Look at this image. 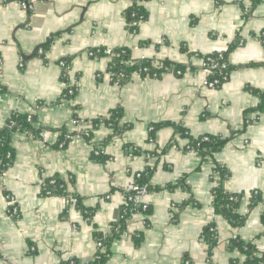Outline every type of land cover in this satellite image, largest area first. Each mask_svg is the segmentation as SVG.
<instances>
[{
  "label": "crops",
  "instance_id": "1",
  "mask_svg": "<svg viewBox=\"0 0 264 264\" xmlns=\"http://www.w3.org/2000/svg\"><path fill=\"white\" fill-rule=\"evenodd\" d=\"M136 1L0 0V131L16 113L34 115L39 130L12 135L15 159L0 183V264H90L100 249L96 233L109 234L122 219L125 189L148 166L154 167L150 212L131 216L105 264H235L245 257L232 249L234 238L264 247V113L248 89L264 90V0L253 10L252 0H146L148 18L134 33L126 12ZM119 47L131 48L135 59L171 60L185 71L135 74L120 84L110 58L89 55ZM220 52L228 53L230 77L210 88L203 57ZM66 59L68 83L60 65ZM73 83L78 91L70 100L65 90ZM116 108L123 110V131L111 138L112 128L101 124L87 140L86 125L75 116L94 120ZM160 122L170 125L152 139ZM63 128L78 133L64 148L58 145ZM181 129L230 141L204 160ZM97 147L110 157L105 165L92 157ZM217 164L230 171L227 189L243 194L242 226L214 211ZM53 176L73 178L68 196L42 194ZM253 192L263 201L251 207ZM74 197L93 211L92 219ZM212 224L214 246L204 235Z\"/></svg>",
  "mask_w": 264,
  "mask_h": 264
},
{
  "label": "trees",
  "instance_id": "2",
  "mask_svg": "<svg viewBox=\"0 0 264 264\" xmlns=\"http://www.w3.org/2000/svg\"><path fill=\"white\" fill-rule=\"evenodd\" d=\"M146 0H137L134 5L127 10L126 19L128 23L131 25L130 29L132 32L137 33L139 30L140 23L146 21L148 18V11L143 6L141 2ZM263 0H252V7H254L262 2ZM133 24V25H132ZM264 38V36H263ZM146 44L149 42H145ZM43 49H47L48 45H44ZM91 52L93 55L91 57H99L105 56L110 58V68L109 71L113 77V80L123 84L128 82L133 75L138 74L142 77H153L157 75V77H161L163 73L168 71H185L186 66L182 64L175 63L171 60H155L150 58L144 59H135L133 57V50L129 47H119L115 49L108 48H96L92 49ZM191 55V54H190ZM208 56L215 58L217 61H222L226 64L225 68L220 67L217 69L213 79H218L220 84L219 87L229 80L231 65L228 61V53L220 52L214 53L211 55L204 56L203 58H207ZM221 56L223 59H221ZM66 62V66H69L70 59L64 60ZM67 71L64 73V79L68 83ZM250 91H252L255 95L260 98V103L258 108L256 109L260 113H264V90L254 89L252 87H248ZM72 90V92H71ZM78 88L73 86H68L65 90V96L68 99H73L77 94ZM250 112L248 110L246 114ZM123 115L122 108H116L112 110L107 116L99 117L94 120L82 121L80 117L75 116V119L79 122V124L86 125L84 129H82V134L86 137L87 140H91L93 137V132L96 127L101 124H106L111 127L113 130V134L110 136L111 138L117 134H120L123 131V128L120 127V119ZM31 120L29 121V118ZM36 123V119L34 115L30 114H19L16 113L8 120L6 126L0 131V183L2 181V177L6 170L10 168L15 159V149L11 145L12 135L15 131H33L39 132L38 129L34 128V124ZM170 125L169 122H160L154 124L152 126V130L150 131V137L153 139L156 133L163 127ZM182 134L189 139V148L194 149L198 152V154L206 160L208 157H212L215 153L221 151L225 145L230 141L229 138L206 134L198 137H194L191 134L187 133L185 129H181ZM78 133H69L67 129H62V134L59 140L58 145L63 143V148L67 146L71 137ZM110 138V139H111ZM93 159L99 162L102 165H105L110 157L105 152H100L98 155L93 152ZM154 172V167L148 166V168L143 172L142 177L137 178L136 182L140 185H147L149 192L153 188L150 184L151 177ZM230 177V171L220 164H217L214 168L212 174V181L216 182V185L213 188V207L214 211L218 215L224 216L230 224L233 226H242L247 219V216H243L238 212V208L240 203L242 202L243 194L230 192L225 186V182ZM55 180V182H52ZM73 178H70L69 182H72ZM65 178L61 176H53L48 178L43 183V195H53V196H68L67 188L69 183ZM77 199L78 207L81 208L85 216L89 219H92L93 211L85 208L82 203V198L74 197ZM263 201L262 195L260 192H253L250 197V205L251 207L256 206L257 204ZM138 211H143L141 208L134 206L132 202H129L124 208V214L122 219L112 225V229L109 234L103 235L100 233H96V238L98 242H102V248H105V251H101V247L98 251V255L94 261L90 264H105L108 260L110 253V245L114 238L120 237L128 223L131 216ZM144 212H150V207L148 210ZM204 235L206 240L210 243L211 246L217 244L218 241V232L215 229V225H210L205 231ZM264 237V233L262 236ZM136 242L139 244L142 241L141 236L135 237ZM232 249H237L242 255H244V260L235 259V264H264V247L258 245L254 241H244L240 237H236L232 240ZM77 264L76 260H74ZM70 261L65 262L63 264H69ZM191 264V263H190Z\"/></svg>",
  "mask_w": 264,
  "mask_h": 264
},
{
  "label": "built area",
  "instance_id": "3",
  "mask_svg": "<svg viewBox=\"0 0 264 264\" xmlns=\"http://www.w3.org/2000/svg\"><path fill=\"white\" fill-rule=\"evenodd\" d=\"M133 25V24H132ZM44 50L40 49L39 53H43ZM89 55L92 56L93 54L91 52H89ZM221 59H223V57L221 56ZM60 65L66 69V71H69V66H66V62L64 60H62L60 62ZM203 66H204V71L206 73L207 79H206V85L210 88H218L219 87V80L218 79H213L216 71L218 68L223 67L225 68L226 64L222 61H217L215 58H212L210 56H208L207 58H203ZM178 74H181L182 71L178 70L177 71ZM154 78H157V75L153 76ZM73 87H76V83H73L72 85ZM72 92V90H71ZM31 120V118H29V121ZM103 150H101L100 148H95L94 153L95 154H99L100 152H102ZM143 172H138L135 175L134 180L128 184V186L125 189V195H126V205L129 202H132L134 204V206H137L138 208H141L143 211H138V212H144L146 210H148V208L150 207L149 202L147 200L148 196H149V189L147 187V185H140L136 182L137 178L142 177ZM52 182H55V180H52ZM75 202H77V199L73 198ZM20 209L18 206H16L14 204V206L12 207V214L15 216L19 215ZM98 246L102 247V242H98ZM69 264H77L74 260H71ZM184 264H190L189 261H186Z\"/></svg>",
  "mask_w": 264,
  "mask_h": 264
}]
</instances>
